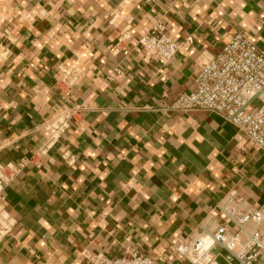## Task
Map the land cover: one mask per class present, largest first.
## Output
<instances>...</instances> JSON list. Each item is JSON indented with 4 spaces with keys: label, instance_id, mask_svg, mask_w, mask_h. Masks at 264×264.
Instances as JSON below:
<instances>
[{
    "label": "crops",
    "instance_id": "0c3cea01",
    "mask_svg": "<svg viewBox=\"0 0 264 264\" xmlns=\"http://www.w3.org/2000/svg\"><path fill=\"white\" fill-rule=\"evenodd\" d=\"M157 19L184 41L170 60L137 43ZM236 34L264 49V0H0V164L18 169L0 182L14 221L0 264H90L86 251L127 248L191 264L179 243L237 230L224 205L263 208L262 149L217 113L160 110Z\"/></svg>",
    "mask_w": 264,
    "mask_h": 264
},
{
    "label": "built area",
    "instance_id": "2783aa9c",
    "mask_svg": "<svg viewBox=\"0 0 264 264\" xmlns=\"http://www.w3.org/2000/svg\"><path fill=\"white\" fill-rule=\"evenodd\" d=\"M187 40L190 41V38ZM123 41L124 32L119 37V43ZM137 43L153 58L170 60L184 41L167 35L163 21L157 19L138 37ZM197 64L193 88L178 93L170 104L161 106L160 110L217 113L264 151V49L236 34L215 53L201 56ZM77 79L76 69H65L58 80V87L69 92ZM67 113L71 116V112ZM17 172L18 169L11 168L10 164H0V182L6 183ZM222 211L237 230L219 224L210 236V243L203 236L194 237L179 243L176 254L191 264H220L217 260L220 255L226 264H254L264 251V207L237 211L224 205ZM249 223L252 228L242 243L239 232ZM13 224V218L0 203V242L10 235ZM215 246L222 248L224 253L214 251ZM84 256L90 264H160L133 248H127L126 253L119 257H106L91 251H86Z\"/></svg>",
    "mask_w": 264,
    "mask_h": 264
}]
</instances>
